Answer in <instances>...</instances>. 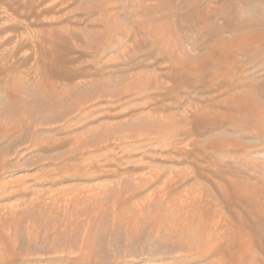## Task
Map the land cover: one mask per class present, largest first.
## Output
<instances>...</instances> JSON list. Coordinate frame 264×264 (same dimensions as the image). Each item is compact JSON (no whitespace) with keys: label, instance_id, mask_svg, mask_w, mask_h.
I'll list each match as a JSON object with an SVG mask.
<instances>
[{"label":"rangeland","instance_id":"obj_1","mask_svg":"<svg viewBox=\"0 0 264 264\" xmlns=\"http://www.w3.org/2000/svg\"><path fill=\"white\" fill-rule=\"evenodd\" d=\"M0 264H264V0H0Z\"/></svg>","mask_w":264,"mask_h":264},{"label":"bare ground","instance_id":"obj_2","mask_svg":"<svg viewBox=\"0 0 264 264\" xmlns=\"http://www.w3.org/2000/svg\"><path fill=\"white\" fill-rule=\"evenodd\" d=\"M76 86H78V85H76ZM84 100V99H83ZM91 100V99H90ZM87 101V100H86ZM88 104V103H87ZM79 109H80V107H79ZM85 112V111H84ZM73 118V117H72ZM74 121H76V120H74ZM17 122V121H16ZM19 123V122H18ZM22 123V122H21ZM10 125V124H9ZM23 125V124H22ZM19 126H21V125H19ZM15 129V128H14ZM24 129V128H23ZM21 130V129H20ZM25 131V130H24ZM9 163V162H8ZM4 169V168H3Z\"/></svg>","mask_w":264,"mask_h":264}]
</instances>
